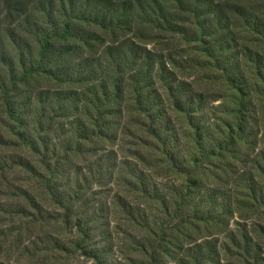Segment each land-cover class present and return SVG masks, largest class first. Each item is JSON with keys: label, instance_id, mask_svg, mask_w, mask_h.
Returning a JSON list of instances; mask_svg holds the SVG:
<instances>
[{"label": "trees", "instance_id": "1", "mask_svg": "<svg viewBox=\"0 0 264 264\" xmlns=\"http://www.w3.org/2000/svg\"><path fill=\"white\" fill-rule=\"evenodd\" d=\"M110 1L0 0V146L14 154L0 163V186L7 172L19 166L44 183L57 208L54 213L23 187L15 189L33 211L30 227L40 223L47 227L60 220L64 234L73 232L70 250L51 240L50 255H61L56 264H70L69 258L76 254L91 264H264V142L257 149L260 135L250 134L252 122L264 132V58L257 56L258 62L252 66L239 65L237 39L217 50L203 38L193 40L199 43L205 64L224 80L229 95L224 117L218 119L215 128L216 137L206 138V127L193 123L182 92L169 108L176 115L172 124L169 119L162 121L158 111L161 104L147 106L143 101L139 91L143 76L132 87L126 86L131 69L142 63L138 56H132L131 63L113 61L114 71L106 77L89 79L85 70L69 72V67L82 61L84 49H91L95 43L101 46L109 33L143 31L147 24L171 19V11L183 13L189 3L114 0L117 6L124 5L113 14L98 10L101 3L110 5ZM260 20L255 17L251 28L264 46V33L256 28ZM242 21L250 23L246 16ZM197 33L205 36L202 30ZM140 40L135 36V41ZM234 52L237 54L232 55ZM77 53L81 57L78 60L72 57ZM33 82L44 86L32 126L34 112L18 99ZM45 96H51L50 105ZM66 105L75 113L64 117L75 118L76 125L64 142L52 144L53 122L69 112ZM112 118L124 121L121 135L132 140L126 145L135 149H121L119 162L133 161L135 170L129 175L121 171L116 180L122 190H117L115 198L119 218L112 223L117 228L123 226V232L111 231L105 208L87 215V206L95 201L89 199L81 206L79 197L85 191L78 180L67 198L59 188L51 192V184L69 160L86 159L101 142L109 147L113 142L108 136ZM174 126L179 127L188 146L182 152L175 148L179 140ZM59 127L64 131V126ZM250 141L252 152L245 151ZM29 152L38 157L37 164L22 157ZM136 164L141 165L139 169ZM155 170L164 173L166 179L175 177L169 187H160L145 176ZM129 198L135 208L130 207ZM140 207L155 208L157 218L151 222L149 216L141 214L137 219L133 214L142 212ZM100 221L104 225L96 237L92 227ZM115 251L118 258L111 261ZM42 252L36 250V254Z\"/></svg>", "mask_w": 264, "mask_h": 264}, {"label": "rangeland", "instance_id": "2", "mask_svg": "<svg viewBox=\"0 0 264 264\" xmlns=\"http://www.w3.org/2000/svg\"><path fill=\"white\" fill-rule=\"evenodd\" d=\"M107 1L105 0V2ZM141 1L144 2L145 0ZM110 2V5L101 3L98 10L100 8L103 13L111 15L117 7L124 5L121 3L117 6L118 2L114 0ZM135 5L139 6V4ZM168 7L167 5L166 8L168 9ZM167 12L169 13L168 10ZM171 15L173 17L165 22L147 24L140 32L134 31L129 34L127 30H122L114 35L109 33L101 46L98 45L100 43H95L91 49H84L82 61L79 63L77 61L68 70L71 74L85 70L89 79H97L106 77L110 71H114L115 64L113 61L131 63L132 56H138L142 58V63L137 68L131 69L130 80L126 86L132 87V84H137L138 78L143 76L144 83L139 89L142 92L143 101L146 102L147 106L161 104L158 111L159 114L161 113L162 121L165 122L166 119H169L172 124L171 118L174 120L176 115L173 116L169 108L177 100L178 93L182 92L183 104L192 111L193 123L205 126L206 138L214 139L218 119L224 117L223 107L229 101V98L226 97L229 95L224 80L211 66L205 64V59L198 49L199 43L193 40L199 41L203 38L212 50H217L226 48L230 42L237 39L240 52L238 54L240 60L237 63L252 66L258 62L257 56L264 58L263 39L252 33L254 29L251 28L254 25V18L259 16L261 20L256 28L264 33V0H189L183 13L171 11ZM243 16H246L249 24H244ZM198 30H202L205 36L199 35ZM135 36L141 40L135 41ZM113 41L114 43H111ZM72 57L77 60L81 58L78 53ZM86 62L93 65H88ZM150 66L151 73H148ZM132 67L130 66V68ZM240 71L242 72V69ZM245 73L247 75L250 73L248 68L245 69ZM43 86L41 82H33L26 88L27 91L23 93L21 99H18L19 104L23 103V106L26 105L31 113L34 112V117L31 119L32 126L35 117H37L38 108L36 104ZM44 100L49 105L52 102L51 96H45ZM74 102H76L75 99ZM66 108L69 109V112L56 117L57 120L55 119L53 122L54 128L51 137H49L52 144L60 145L64 142L67 132L70 131L72 125H76L75 118L64 117L75 113L71 106L66 105ZM154 114L156 115V112ZM111 122L113 127L108 132V136L113 138V142L109 144V147L106 146L107 143L101 142L95 146L91 155L87 156L86 159H81V161L69 160L59 172L57 179L51 184V192L54 193L59 188L60 192L67 198L73 190L72 184L78 180L80 187L84 188L85 191L79 197L81 206L83 202L89 199L95 201L87 206V215L90 216L101 208H105L106 218L111 223V231L119 229L123 232V226L117 228L112 223L119 218L116 215L118 211L115 198L117 190H122L116 180L121 171L129 175L135 170L133 161L119 162L123 154L121 149L127 152L132 150L133 147L130 148L126 144H132L133 141L128 137L124 138L123 133L121 135L123 120L112 118ZM59 126H64V131L60 130ZM250 128L252 130V132L249 131L250 134L259 133L260 139L257 149L262 148L260 142H264V132L258 124L253 122ZM174 130L179 140L175 148L178 152H182L188 146L184 143L185 140L182 138L179 127L174 126ZM252 143L253 141H250L246 145L245 151L247 149L250 152L254 150ZM30 154L31 152L23 154L22 157L28 162L37 164L38 159L35 160V158L38 157ZM124 154L128 156V153ZM13 156L11 151L0 146V163L9 161L10 157ZM140 166V164H136V169H139ZM145 176L160 187H169L175 178L172 175L171 178L167 177L168 179H166L164 173L156 170L146 173ZM161 176L165 179H160ZM211 180L213 179L211 178ZM20 186L24 188L26 193L37 200L39 199L42 205L50 210V213L57 210L51 201V196L44 190L43 182L34 180L31 174L21 166L7 172L2 187L0 186V264H56L57 256L61 255H50L51 240L61 243L62 246L70 250L74 234L73 232L71 235L64 234L60 220L52 221L47 227H43L41 223L38 226L30 227L33 211L25 197L21 195L22 193L15 189L20 188ZM117 186H119L118 189ZM127 201L131 208H135L133 206L134 201L130 198ZM140 210L142 212L133 214L139 220L141 214L149 216L151 222L157 218L155 208L140 207ZM103 225L104 221H100L92 227L94 236L99 237ZM73 227L74 224H72ZM119 239L121 241V238ZM117 246L119 245L117 244ZM36 250H43V252L36 254ZM115 258H118L116 251L111 261H115ZM69 259L70 264H91L84 258H78V254Z\"/></svg>", "mask_w": 264, "mask_h": 264}]
</instances>
